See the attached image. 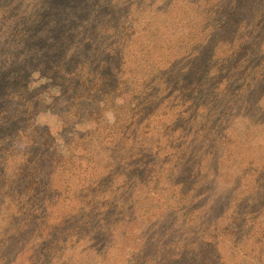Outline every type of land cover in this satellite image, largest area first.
Returning <instances> with one entry per match:
<instances>
[{
    "label": "trees",
    "instance_id": "obj_1",
    "mask_svg": "<svg viewBox=\"0 0 264 264\" xmlns=\"http://www.w3.org/2000/svg\"><path fill=\"white\" fill-rule=\"evenodd\" d=\"M85 1L86 18L106 14L91 35L113 40L100 78L110 85L131 69L136 117L75 138L82 161L48 140L5 148L31 142L40 112L35 69L21 39H7L41 29L42 1L0 8V264H264V207L250 221L244 202L264 206V0ZM40 36L31 40L51 44ZM81 70L69 77L82 81ZM61 82L70 109L55 121L68 124L87 92ZM220 185L240 199L239 223L205 226Z\"/></svg>",
    "mask_w": 264,
    "mask_h": 264
},
{
    "label": "rangeland",
    "instance_id": "obj_2",
    "mask_svg": "<svg viewBox=\"0 0 264 264\" xmlns=\"http://www.w3.org/2000/svg\"><path fill=\"white\" fill-rule=\"evenodd\" d=\"M11 1L19 4L20 0H0V8L5 7ZM40 1H42V4H38L39 12L36 14L40 17L39 23L42 24L41 29L38 28V25L34 26V34H30L26 41L22 40L21 35L17 37L18 34L16 33L14 34V38L10 37L7 39L8 41L21 39L16 42L24 45V56L27 66L30 70L35 69L33 72H29L28 85L32 93L31 101L38 106L40 112L32 117L30 143L26 144V142L16 138L15 140H8L4 147H11L15 151L21 149H25L26 151L33 148H41L42 150L41 144L45 140H48L47 142L54 148L52 151L56 150L61 157L67 159L71 157L82 161L81 159L83 158L79 154L80 150L73 151L71 149L75 138L83 136L86 133L96 132L104 127H113L117 130L125 129L129 121L136 117L137 108L132 102L133 97L131 93L134 83L133 75L131 74V69H129L119 77H112L110 85H106L100 78L101 71L98 65L100 62L111 60L106 52L110 53L108 46L112 48L113 40L105 38L103 34L101 37L96 36L99 30H96L92 36L90 29H96L95 27H98L103 22L106 17L105 13L98 17L90 16L86 18L85 9L87 4L85 0H75V2L72 0ZM29 2L34 3V0H29ZM30 4L32 3H28V0H26L25 5ZM57 6L62 7V14L55 11ZM21 7L18 8V12L23 11ZM117 23V27H120L118 26L120 21ZM44 29H47V32L44 33ZM125 29L128 31L126 33L127 37H134L132 30ZM7 34L8 31L2 29L0 40L6 41L4 37ZM32 35L39 37V39H41L40 35L51 38L52 42L51 44H44L46 42L36 44V41L31 40ZM121 36L122 34H117L114 38L118 40ZM74 37L78 41L75 40V44H72L73 39H75ZM46 46H54V49L46 48ZM28 47L31 52H26ZM30 58L32 59L28 63ZM60 66L63 69L58 74L57 69ZM109 67L112 70L115 69L111 64ZM80 68L82 69L80 72L82 81L76 77H69L76 73V69ZM111 73L115 74V71H111ZM63 79L72 81L68 82V85L72 89L81 88V92H87L85 98L87 100L83 101L78 108V110L83 109L84 113L78 116L79 119H74L72 123L68 124L62 119L55 121L57 116L66 115L70 109L68 107L69 102H67L70 96L64 94L66 87L62 85L61 81ZM0 126L2 127V125ZM8 129L7 131H10ZM147 131L144 128L143 134H147ZM12 144H14L13 147ZM0 159H2L1 152ZM232 189L230 187L226 192L222 185L216 189V193L211 196L214 197L211 202L212 204L215 203L214 207L216 209L212 215L204 217L205 221H201L203 225L211 226L213 223H216L222 226L219 223L227 218L230 222L237 221L239 223L240 214L238 207L241 201ZM227 194H231L229 199H226ZM211 197L209 198L212 199ZM207 202V200H203L202 204H206ZM244 202L250 208L246 211L248 214L251 213V209L255 210L250 215V221H252L254 217L260 215L261 207L264 206H257L251 195H248L244 199ZM178 213L180 214L181 211H178ZM228 224L230 223L228 222ZM233 228L237 229V227ZM168 230L173 231L174 233L172 234L179 233L180 231L179 228H169Z\"/></svg>",
    "mask_w": 264,
    "mask_h": 264
}]
</instances>
